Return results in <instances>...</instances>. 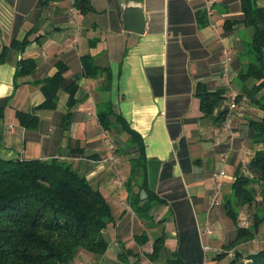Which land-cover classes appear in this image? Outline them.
<instances>
[{
    "label": "crops",
    "instance_id": "1",
    "mask_svg": "<svg viewBox=\"0 0 264 264\" xmlns=\"http://www.w3.org/2000/svg\"><path fill=\"white\" fill-rule=\"evenodd\" d=\"M76 1L0 0V99L10 98L7 116L0 118V158H55L104 193L114 221L104 231L105 253H79L77 258L89 264L229 263L233 257L216 256L236 238L241 213L247 212L243 208L235 222L226 212L225 197L237 168L252 176L250 161L264 142L254 141L250 121L263 119L264 110L251 100L240 110L227 108L230 128L217 135L221 107L205 115L198 87L224 90V106L230 89L243 93L238 75L249 62L245 51L253 31L241 21V0H216L212 9L207 0H91L95 11L88 13ZM257 2L264 6V0ZM133 5L145 17L141 33ZM25 39L20 49L13 46ZM88 54L98 67L94 76L84 70ZM23 58L35 59L37 67L16 76ZM59 61L68 66L67 83L76 79V102L69 106L62 87L56 108H37L45 100L41 83L57 71ZM103 100H110L141 135L148 159L163 160L149 217L131 203L133 194L140 205L147 199L144 172L131 181L133 148L110 131L120 150L116 162L109 159L97 117ZM18 109L33 111L40 125L17 123L13 113ZM221 169L227 176L220 203L212 205ZM158 238L163 240L154 254ZM206 245L212 249L205 250ZM232 249L243 260L263 250L264 224L254 239Z\"/></svg>",
    "mask_w": 264,
    "mask_h": 264
},
{
    "label": "trees",
    "instance_id": "2",
    "mask_svg": "<svg viewBox=\"0 0 264 264\" xmlns=\"http://www.w3.org/2000/svg\"><path fill=\"white\" fill-rule=\"evenodd\" d=\"M75 5L84 13L95 11L91 0H77ZM241 9V21L252 29L253 34L245 51L249 62L238 75L243 91L238 95L245 96L249 103L251 100L252 104L264 110V93L257 95L264 89V6H260L257 0H241ZM27 42L28 39L14 41L13 46L20 49ZM93 60L89 54L83 57L84 70L92 76L98 69ZM18 66L16 76H22L32 73L37 62L33 58H23ZM57 67V71L41 83L45 100L37 108H56L57 93L62 87L69 93V106L72 108L76 102V79L67 83L64 74L68 66L59 61ZM224 93V90L210 92L205 86L198 87L201 109L205 115H211L216 107H221L218 117L221 123L225 121L229 109V106H224ZM9 100L0 99L2 119L7 116ZM13 116L26 128L40 125V119L33 111L18 109ZM97 117L104 130L120 135L126 146L133 148L131 154L134 155L130 157L131 181L143 171L141 186L148 194L141 205L139 195L133 194L131 203L138 212L149 217L147 212L158 197L156 191L149 188L148 157L143 138L110 100L99 103ZM250 127L254 141L264 142V118L251 120ZM112 141L118 154L120 146ZM249 170L252 176L236 169L232 192L225 197L226 212L235 222L243 208L250 214V225L239 226L236 238L228 246L230 248L254 239L264 224V148L256 151ZM113 221V208L104 193L71 165L55 158L47 162L44 159L0 158V264H70L81 249L105 253L108 241L104 231ZM146 238L147 235L143 234V240ZM162 240L156 239L154 254ZM224 257L225 254H217L216 259ZM247 258L243 260L238 254L227 264H264V249ZM170 264L196 263L177 260Z\"/></svg>",
    "mask_w": 264,
    "mask_h": 264
},
{
    "label": "built area",
    "instance_id": "3",
    "mask_svg": "<svg viewBox=\"0 0 264 264\" xmlns=\"http://www.w3.org/2000/svg\"><path fill=\"white\" fill-rule=\"evenodd\" d=\"M215 2H216V0H207L208 7L212 9ZM229 59L230 58L228 57L227 60H225V65ZM227 98H228L227 106H229V109H231V110H240L242 107H246L247 103H248V99L245 96H243V97L239 96L238 92L236 90H233V89H230L228 91ZM230 124H231L230 120L226 119L222 123L221 126L216 128V134L218 135L222 131H224L225 129H229ZM105 143L109 147V152H110V158L109 159L116 162L118 160L117 150H116L115 144L107 135H105ZM226 176H227V172L223 169L219 170L215 175L214 191L210 197V203L212 205H218L220 203V195H221V191L224 187ZM241 218H242V221H241L242 225L245 226L246 221H247V213H245V212L241 213ZM204 248L207 251L212 249V248H210L209 245H206Z\"/></svg>",
    "mask_w": 264,
    "mask_h": 264
},
{
    "label": "water",
    "instance_id": "4",
    "mask_svg": "<svg viewBox=\"0 0 264 264\" xmlns=\"http://www.w3.org/2000/svg\"><path fill=\"white\" fill-rule=\"evenodd\" d=\"M130 9L134 12H132V15L134 14L137 18L136 20V31L141 33L144 30V25H145V17L143 16V14L139 15L137 13L138 10H140V7L137 5H133L130 7ZM133 20V18H132ZM127 28L128 26H133V25H125ZM132 28V27H130ZM46 162L48 161V159H44ZM163 160L161 159H148L147 161V167H148V179H149V188L151 190H155L157 187V182H158V178H159V174H160V170H161V166H162Z\"/></svg>",
    "mask_w": 264,
    "mask_h": 264
},
{
    "label": "rangeland",
    "instance_id": "5",
    "mask_svg": "<svg viewBox=\"0 0 264 264\" xmlns=\"http://www.w3.org/2000/svg\"><path fill=\"white\" fill-rule=\"evenodd\" d=\"M105 132V134L111 139V140H113L112 138H111V136H110V133H109V131H107V130H105L104 131ZM104 140H105V136H104V138H103ZM242 221V220H241ZM246 225H249V222H248V220L246 221ZM241 243H243V242H241ZM241 243H239V244H241ZM239 244H235V245H239ZM235 245L234 246H232V248H234L235 247ZM210 248H212V247H210ZM229 248V247H228ZM223 249V250H221L218 254H225V257L226 256H229V257H233L234 259H236L237 257H238V253L234 250V249H232V248H229V249ZM82 250H84V249H81L79 252H78V255H79V253L82 251ZM85 251V250H84ZM92 253V252H91ZM94 254H98V253H94ZM78 255L76 256V258H75V260L73 261V262H70V264H74L75 263V261H76V263L78 262V263H80V264H89L88 262H87V259L85 258V257H83V258H77L78 257ZM219 260V259H218ZM227 261L225 260L224 261V263H226Z\"/></svg>",
    "mask_w": 264,
    "mask_h": 264
}]
</instances>
